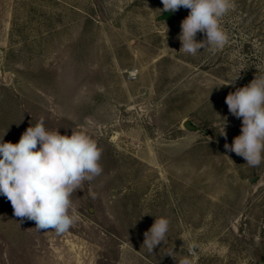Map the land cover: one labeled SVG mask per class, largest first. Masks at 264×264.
Listing matches in <instances>:
<instances>
[{
    "label": "rangeland",
    "instance_id": "rangeland-1",
    "mask_svg": "<svg viewBox=\"0 0 264 264\" xmlns=\"http://www.w3.org/2000/svg\"><path fill=\"white\" fill-rule=\"evenodd\" d=\"M162 9L0 0V138L18 143L43 117L103 150V172L72 195L79 220L64 234L37 230L0 195V264H264V162L249 167L224 148L242 127L227 95L264 74V0H235L227 45L195 56L178 39L190 10L167 21ZM160 217L168 239L149 253L144 233Z\"/></svg>",
    "mask_w": 264,
    "mask_h": 264
},
{
    "label": "clouds",
    "instance_id": "clouds-1",
    "mask_svg": "<svg viewBox=\"0 0 264 264\" xmlns=\"http://www.w3.org/2000/svg\"><path fill=\"white\" fill-rule=\"evenodd\" d=\"M161 2L163 12L174 13L181 7L190 10L181 22L180 51L195 56L201 49L215 53L227 45L229 37L222 21L235 7V0ZM197 33L206 38L197 41ZM225 103L233 116L242 119V127L241 134L231 145L225 143L224 148L243 157L249 167L260 166L264 162V74L255 75L248 85L230 92ZM224 119L219 135L227 139ZM102 151L87 133L72 130L70 136L61 135L57 128L45 127L41 117L26 129L18 143L0 138V195L10 201L16 217L34 221L37 230L64 234L79 220L72 195L103 172ZM169 225L167 218H156L144 233L143 246L149 253L167 241ZM195 248V243L189 244V253L194 255ZM178 264H191V260L184 258Z\"/></svg>",
    "mask_w": 264,
    "mask_h": 264
},
{
    "label": "water",
    "instance_id": "water-1",
    "mask_svg": "<svg viewBox=\"0 0 264 264\" xmlns=\"http://www.w3.org/2000/svg\"><path fill=\"white\" fill-rule=\"evenodd\" d=\"M159 20H167V21H170L173 19V12H165L164 14L160 15L158 17ZM7 79H8V76H7ZM184 127L189 129V130H192V131H195L198 129L197 125H195L192 121L190 120H186L184 121L183 123Z\"/></svg>",
    "mask_w": 264,
    "mask_h": 264
}]
</instances>
